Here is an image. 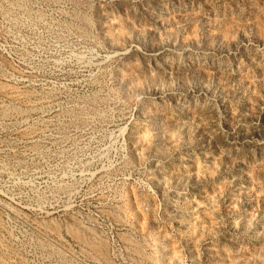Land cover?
Masks as SVG:
<instances>
[{
  "label": "rangeland",
  "instance_id": "1",
  "mask_svg": "<svg viewBox=\"0 0 264 264\" xmlns=\"http://www.w3.org/2000/svg\"><path fill=\"white\" fill-rule=\"evenodd\" d=\"M0 264H264V0H0Z\"/></svg>",
  "mask_w": 264,
  "mask_h": 264
}]
</instances>
